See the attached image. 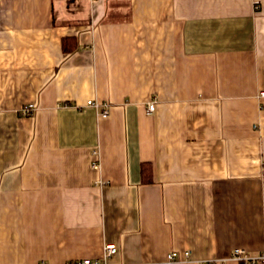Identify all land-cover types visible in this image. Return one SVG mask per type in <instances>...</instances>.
Returning <instances> with one entry per match:
<instances>
[{
    "label": "crops",
    "instance_id": "1",
    "mask_svg": "<svg viewBox=\"0 0 264 264\" xmlns=\"http://www.w3.org/2000/svg\"><path fill=\"white\" fill-rule=\"evenodd\" d=\"M263 92L264 0H0V264L263 254Z\"/></svg>",
    "mask_w": 264,
    "mask_h": 264
},
{
    "label": "built area",
    "instance_id": "2",
    "mask_svg": "<svg viewBox=\"0 0 264 264\" xmlns=\"http://www.w3.org/2000/svg\"><path fill=\"white\" fill-rule=\"evenodd\" d=\"M262 97H264V92L262 93ZM88 105L91 106H96L98 107L100 104L96 103V102H88ZM102 107L104 108L102 112H100V115L103 117H108L110 114V105H105L102 104ZM155 110V103L152 102L150 103L149 107H148V111L149 112H153ZM34 112V106L33 105H27L26 107H24V109H22V114L25 116H31ZM93 168L94 169H98L99 168V164L93 163ZM117 253V247L115 245L112 244H106L104 246V251H103V256L101 259H90V258H84V259H80L77 261H73L70 262L68 264H110L108 262V260L110 258H112L115 254ZM232 258L236 261L239 262H245V263H250V264H255L256 262H261L262 264H264V253L258 255L257 257H252L249 256V254L242 250V249H237V251H235V253H233ZM194 261L191 258L190 253L187 251L183 254V258L180 257L178 255V253L176 252H172L168 255L167 260L163 263L160 264H191ZM147 264V263H145ZM199 264H203L202 262H200Z\"/></svg>",
    "mask_w": 264,
    "mask_h": 264
},
{
    "label": "trees",
    "instance_id": "3",
    "mask_svg": "<svg viewBox=\"0 0 264 264\" xmlns=\"http://www.w3.org/2000/svg\"><path fill=\"white\" fill-rule=\"evenodd\" d=\"M147 170H148V166L147 165H143L142 166V175H144V178H146V173H147ZM243 264V263H241ZM255 264H262L261 262H256Z\"/></svg>",
    "mask_w": 264,
    "mask_h": 264
},
{
    "label": "rangeland",
    "instance_id": "4",
    "mask_svg": "<svg viewBox=\"0 0 264 264\" xmlns=\"http://www.w3.org/2000/svg\"><path fill=\"white\" fill-rule=\"evenodd\" d=\"M249 256L257 257L258 255H256V256H254V255H249ZM238 262H239V261H238ZM239 263H240V264H241V263H243V264H247V263H245V262H243V261H242V262H239ZM248 264H250V263H248Z\"/></svg>",
    "mask_w": 264,
    "mask_h": 264
}]
</instances>
